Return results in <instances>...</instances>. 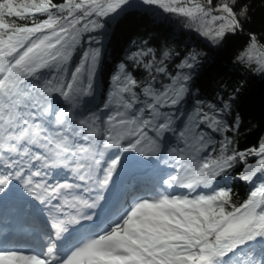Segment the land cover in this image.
<instances>
[{
    "label": "snow or ice",
    "instance_id": "obj_1",
    "mask_svg": "<svg viewBox=\"0 0 264 264\" xmlns=\"http://www.w3.org/2000/svg\"><path fill=\"white\" fill-rule=\"evenodd\" d=\"M129 3L0 0V194L15 182L50 205L43 227L26 230L31 249L18 247L15 233L0 240V264H264V136L239 148L251 130L238 111L246 81H218L204 99L196 70L214 57L164 51L156 64L141 59L149 48L114 65L97 103L108 48L89 35L73 61L83 34L105 29ZM140 3L186 17L210 52L240 45L236 62L264 78V31L246 30L245 0ZM173 55L174 74L165 65ZM125 154L166 165V178L113 213L105 194L117 189ZM258 174L234 203L227 181L252 183Z\"/></svg>",
    "mask_w": 264,
    "mask_h": 264
},
{
    "label": "trees",
    "instance_id": "obj_2",
    "mask_svg": "<svg viewBox=\"0 0 264 264\" xmlns=\"http://www.w3.org/2000/svg\"><path fill=\"white\" fill-rule=\"evenodd\" d=\"M54 2L61 3L63 0H54ZM220 2L222 0H214V5ZM245 2L251 5L253 20L246 30L256 31L259 34L264 31V28H262V23H264V0H245ZM187 22L186 17L183 20L182 16L164 12L158 6H154V8H130L120 12L117 15L113 29L108 34L106 45L108 48L107 66L100 78L101 96L108 86L114 65L120 61L132 64L133 62L128 60L130 55L151 48L153 50L152 54L141 59L148 62L154 57V62L159 64L160 60L163 59L162 53L164 51L173 54L179 52L183 56L186 51L191 50L188 35L194 28H192V25L189 26ZM87 47V43L83 40L74 54V62ZM239 50H242V48L237 44L236 48L231 51L209 53V56L214 57L211 66L196 70V74L200 75L197 95L208 99L209 96L214 95L213 90L217 89L218 81H224L229 85L239 80L246 81L238 105V111L251 129L245 131L244 137L239 142V148L244 149L258 146L260 136H264V78L259 73H254L250 68L236 62L235 55ZM178 63L179 59L175 55L165 60V65H167L169 72L173 74L178 71L176 68ZM133 74L138 79L149 78L143 67H133ZM156 75L158 80L170 82L159 74ZM255 159V157H250L249 161L254 162ZM242 171L243 168L240 165L232 170L233 175H239ZM258 177L259 174L252 183H246L239 179L230 181L227 186L231 188L234 203L239 205L247 198L253 184L259 183Z\"/></svg>",
    "mask_w": 264,
    "mask_h": 264
},
{
    "label": "rangeland",
    "instance_id": "obj_3",
    "mask_svg": "<svg viewBox=\"0 0 264 264\" xmlns=\"http://www.w3.org/2000/svg\"><path fill=\"white\" fill-rule=\"evenodd\" d=\"M183 17V16H182ZM183 20H184V17H183ZM188 25L190 26L191 25V21L188 20ZM193 28V27H192Z\"/></svg>",
    "mask_w": 264,
    "mask_h": 264
}]
</instances>
